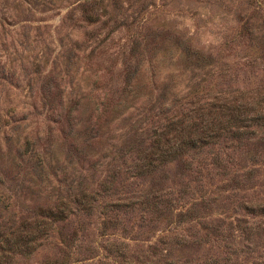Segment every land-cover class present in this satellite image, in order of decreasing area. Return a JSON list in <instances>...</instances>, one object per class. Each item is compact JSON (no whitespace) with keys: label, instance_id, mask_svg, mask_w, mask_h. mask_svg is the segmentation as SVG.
<instances>
[{"label":"rangeland","instance_id":"374dc122","mask_svg":"<svg viewBox=\"0 0 264 264\" xmlns=\"http://www.w3.org/2000/svg\"><path fill=\"white\" fill-rule=\"evenodd\" d=\"M184 43L210 65L184 67ZM239 91L264 96V0H0V246L59 209L13 264H124L119 242L133 261L264 264V217L249 213L264 205L258 141L109 178L148 149L161 107ZM102 101L84 159L78 134Z\"/></svg>","mask_w":264,"mask_h":264},{"label":"trees","instance_id":"16d2710c","mask_svg":"<svg viewBox=\"0 0 264 264\" xmlns=\"http://www.w3.org/2000/svg\"><path fill=\"white\" fill-rule=\"evenodd\" d=\"M244 28L246 30L251 29L247 22ZM256 28L258 27L256 26ZM182 48L186 50L184 67L191 70H204L210 65L199 53L186 46L185 43ZM190 58L193 59V62ZM142 63L143 61L139 60L135 67L139 70ZM157 67L159 68V62ZM175 67L178 68L179 65H175ZM138 70L131 74H136ZM149 72H153L152 65ZM131 74L125 81L127 84L125 89L127 90L130 89ZM173 78H175L174 74H172L170 80ZM162 92V98H165L167 94L171 95L169 88H164ZM252 93L239 91L237 95L230 93L217 95L205 102L196 100L189 103V108L175 114H171L170 109L161 107L164 116L163 121L151 131V144H149L148 149L138 153L132 165L127 166V163L124 162L125 169L115 166L114 172L109 178L114 179L122 171H124L123 175L128 174L135 178L153 175L165 165L173 164L179 158L190 155L191 152L200 153L208 147L218 145L234 151L246 143L248 145L253 141H258L260 148H264V96L262 97L260 94L252 96ZM113 106L116 107L117 104H113ZM109 107L111 106H107L104 101L96 103L94 121L91 120L86 124L81 136L78 134L81 139L80 145L73 148L77 155H81L84 159L86 151L80 147L81 143L88 146V142L99 141L103 138L104 135H99L102 130L100 126L102 118L107 114ZM114 110L115 108L112 112ZM67 116L70 117L71 115L68 113ZM85 208L84 210H87L89 207ZM249 210L251 215L264 217V205H257ZM48 214L39 221L42 224L37 225L30 233H18L15 236L10 237V235H7L4 237L3 244L0 246V264H13L16 256H29L34 253L37 245L32 246L29 243L43 233L45 229L43 226L46 224L44 219L52 218L53 221H64L68 216L63 215V211L59 209L50 211ZM253 230L254 228L250 227L248 239L252 235L259 236V233H254ZM118 245H124V249H119ZM109 249H111L110 253L115 250V253L124 259V264H155L153 257L151 258L148 253L144 254L142 258L138 257L136 261L126 259V253L120 254L123 250L125 252V244L122 242L110 245ZM150 253L158 254L154 248L150 250Z\"/></svg>","mask_w":264,"mask_h":264}]
</instances>
